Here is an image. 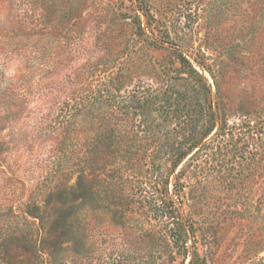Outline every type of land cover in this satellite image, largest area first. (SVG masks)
<instances>
[{"label":"rangeland","instance_id":"rangeland-1","mask_svg":"<svg viewBox=\"0 0 264 264\" xmlns=\"http://www.w3.org/2000/svg\"><path fill=\"white\" fill-rule=\"evenodd\" d=\"M93 88L116 94L89 134L112 128L143 156L89 173L58 237L45 192L88 130L62 153L46 124ZM212 112L216 128L174 172L154 167L155 148L201 139ZM176 207L192 235L174 233ZM18 242L31 246L22 261ZM0 245V264H189L195 249L207 264H264V0H0Z\"/></svg>","mask_w":264,"mask_h":264},{"label":"trees","instance_id":"trees-1","mask_svg":"<svg viewBox=\"0 0 264 264\" xmlns=\"http://www.w3.org/2000/svg\"><path fill=\"white\" fill-rule=\"evenodd\" d=\"M180 56L181 63L189 64V60L184 54L181 53ZM189 67V69L187 68V72L190 74V76L201 81L202 76L200 72L192 64H189ZM201 87L205 91L209 90V87L205 84V82L201 84ZM93 90L94 91H92L90 95L63 101L62 104L59 105L60 108L57 114L49 123L46 124V127H50L54 132L59 133V135L61 134V137L59 138L60 141L58 142V150L62 153L66 151V148L69 146V144H73L74 142H76L77 144L79 140H81V138L78 139V136L80 135L79 132H81L82 130H88V132L86 131L85 133V142L86 145L88 144V149L83 152V155L78 160L68 159L67 161H65L64 157L61 159L59 158L55 167V173L59 172V174L55 177V184L45 192V197L47 198L45 199L46 203L44 207L48 209L50 205L53 208H55L54 204L59 205L58 208H56L58 210H55L54 212L56 216L51 222V230L55 231L58 237L63 235L64 230L68 227L67 219L72 215L70 209L62 208L59 210V208L66 207L68 203H74L81 198L83 199L90 190L93 191V189H91L89 181L87 180V176L89 173L93 174L95 177H100L103 172V167L98 168V165H101L100 163H113L118 158L127 160V162H129L138 155L143 156V153L139 148L118 147L117 145L119 139L117 134L115 133V130L112 128L105 131H92L93 136L89 134L91 127L96 126L101 121L108 119L107 121L110 123L113 113H106L107 110H104L103 114H101L102 110L100 109H103L104 105H106V101L108 103V101L114 100L116 94V91H113L104 95V89L93 88ZM108 91H111V89H108ZM206 101L208 103L207 105L209 107H212V103L209 100ZM154 102V100H151L148 97L143 100L140 99V107H143V109H152L154 106L151 103ZM159 107L171 109L172 103L167 99L165 103L161 104ZM202 109L203 111H205L204 107H202ZM149 113L151 112L148 111L147 115ZM203 114L206 115V112ZM210 117L214 118V125L208 127L207 133L204 134L201 139L193 140V142L188 147L184 148L182 146L169 143L165 148H155V150H153V158L151 159V163L154 164V167L156 166L158 168H161L163 165V161H170L172 163L174 172L183 162V160L194 152V149L199 145V143H201V140L208 137L209 134L216 128V125L219 122L216 121L217 119L215 118V112H212V114H210ZM258 120L253 121L247 119L245 121L248 127L256 128L258 126ZM226 127L227 123L223 122L221 123L220 130L225 131ZM74 138H76V141H74ZM72 152L75 153L74 151ZM159 158L163 160H160ZM74 167L77 168L74 169ZM124 170L123 173L125 172ZM74 176L76 177V181L72 180ZM178 198L180 199V197ZM171 209H169L170 213L173 216L178 214L177 216L181 219L180 224L175 228L174 233L177 236H183V232L192 235L194 232L193 226L188 219L184 221L185 218L182 215L181 208H175V211H178L177 214L174 210ZM39 210H41V207H39ZM35 216H40L41 221L44 222V216L41 214V211L38 214H35ZM60 226L65 229H63V231H58L57 228ZM172 231H174L173 228ZM15 233L16 232H13L12 234L8 235L7 238H9V236L11 235V238H13ZM16 238L19 239V234H16ZM17 245L18 246H16L14 249H10L12 252H15V254L20 253V255L15 257L19 258L22 261L21 254H28L31 246H25L23 244H20L19 242L17 243ZM19 245L22 248H18ZM167 245L169 246V243H167ZM198 255V250L195 249L191 254L189 264H207V261L205 259L200 260V256ZM10 263L12 264V262Z\"/></svg>","mask_w":264,"mask_h":264}]
</instances>
